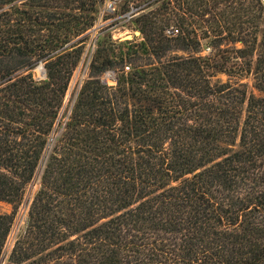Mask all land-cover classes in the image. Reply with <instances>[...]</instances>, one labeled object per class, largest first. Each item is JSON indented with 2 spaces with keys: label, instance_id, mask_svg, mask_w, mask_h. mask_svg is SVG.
Masks as SVG:
<instances>
[{
  "label": "trees",
  "instance_id": "obj_1",
  "mask_svg": "<svg viewBox=\"0 0 264 264\" xmlns=\"http://www.w3.org/2000/svg\"><path fill=\"white\" fill-rule=\"evenodd\" d=\"M105 1L0 0V201L13 207L0 214V264H264V37L170 56L198 40L137 16L139 36L118 51L97 36L62 121ZM108 71L115 86L99 79ZM217 73L228 80L213 82Z\"/></svg>",
  "mask_w": 264,
  "mask_h": 264
},
{
  "label": "rangeland",
  "instance_id": "obj_2",
  "mask_svg": "<svg viewBox=\"0 0 264 264\" xmlns=\"http://www.w3.org/2000/svg\"><path fill=\"white\" fill-rule=\"evenodd\" d=\"M252 0H106L101 5L94 27L88 33L86 46L78 64L73 72L66 92L63 110L60 119L64 120L71 107L79 87L88 77L89 65L94 43L101 33L110 34L113 41L112 49L118 51L119 43L131 40L136 35V30L130 22L133 18L143 14H149L157 21L170 19L174 21V28L178 29L182 36H189L198 40V45H190L186 49L172 52L170 56L177 57H206L219 48L240 49L241 42H231V37L242 36L247 40L256 39L260 45L264 37V24L257 19L258 12L250 8ZM150 5L149 8L139 11V9ZM263 17L264 13L262 12ZM264 23V22H263ZM231 36V37H230ZM219 37V39H217ZM221 38V39H220ZM220 40L213 42V40ZM217 45V47H214ZM226 61V60H225ZM39 64L33 71L35 80L43 79ZM128 66L125 65V67ZM230 62L225 63L226 68H230ZM126 70V69H124ZM128 72V71H127ZM120 74V73H118ZM117 76V75H116ZM100 81L108 87L115 86L114 80L107 77V73L99 77ZM231 78V82H235ZM228 80L227 74L217 73L212 78L213 82L224 83ZM232 82V83H233ZM241 82L247 85L248 91H255L252 88L250 79H243ZM54 137V136H53ZM37 182H32L22 198L21 203L15 211L13 227L6 244L7 254L12 248L15 236L24 225L28 208L37 190ZM13 211L11 204L0 201V214H10Z\"/></svg>",
  "mask_w": 264,
  "mask_h": 264
},
{
  "label": "built area",
  "instance_id": "obj_3",
  "mask_svg": "<svg viewBox=\"0 0 264 264\" xmlns=\"http://www.w3.org/2000/svg\"><path fill=\"white\" fill-rule=\"evenodd\" d=\"M258 2H259L260 6H261V8L263 10V13H264V0H258ZM177 32H178L177 30L174 31V33H177ZM124 69H126V70H124L125 72L128 71V67H125ZM105 73H107V77L111 78L116 83L117 76H116V74L114 72L108 71V72H105Z\"/></svg>",
  "mask_w": 264,
  "mask_h": 264
},
{
  "label": "water",
  "instance_id": "obj_4",
  "mask_svg": "<svg viewBox=\"0 0 264 264\" xmlns=\"http://www.w3.org/2000/svg\"><path fill=\"white\" fill-rule=\"evenodd\" d=\"M135 34H136V35H139V32L136 31ZM41 65H42V66H40L39 69H40V70H43L41 73H42L43 78H45V69H44V67H43V64H41Z\"/></svg>",
  "mask_w": 264,
  "mask_h": 264
}]
</instances>
